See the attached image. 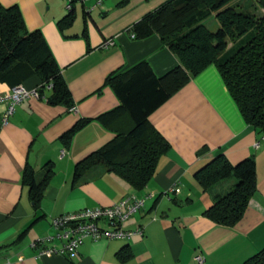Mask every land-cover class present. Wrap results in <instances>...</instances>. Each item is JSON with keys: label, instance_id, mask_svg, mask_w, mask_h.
<instances>
[{"label": "crops", "instance_id": "1", "mask_svg": "<svg viewBox=\"0 0 264 264\" xmlns=\"http://www.w3.org/2000/svg\"><path fill=\"white\" fill-rule=\"evenodd\" d=\"M97 1H74L71 25L60 27L69 13L65 0H0L5 8H20L29 31H40L75 108L49 105L51 90L46 87L41 99L17 105L4 124L10 102L0 103V264H198L196 256L204 259L202 264H242L264 249V134L245 124L214 66L149 115V123L170 148L144 189H132L99 165L74 181L79 161L133 127L126 111L106 124L98 120L120 105L112 89L104 86L106 78L141 62L157 78L178 65L157 35L135 39L131 32L134 24L170 0ZM107 41L112 46L102 49ZM22 85L39 90L41 80L32 77ZM11 90L0 81V95ZM81 121L86 123L64 141L63 135ZM219 155L232 165L252 157L256 165V193L231 228L214 224L203 213L233 188L235 180L204 192L194 178ZM48 167L52 175L36 207L25 171L32 170L35 181L41 182ZM132 195L144 204L124 228H142V236L88 239L67 256L40 255V249L32 247L54 234L52 219L111 207ZM53 245L59 248L60 243Z\"/></svg>", "mask_w": 264, "mask_h": 264}, {"label": "trees", "instance_id": "2", "mask_svg": "<svg viewBox=\"0 0 264 264\" xmlns=\"http://www.w3.org/2000/svg\"><path fill=\"white\" fill-rule=\"evenodd\" d=\"M232 1L170 0L132 26L135 39L157 35L178 65L157 78L148 64L141 62L106 78L104 86L112 89L120 105L98 120L106 124L126 111L133 127L126 135L79 161L74 167V181L99 165L132 189H144L153 178L160 157L170 148L149 123V115L209 66L217 69L245 124L264 134V15L256 17L237 11L227 6ZM257 2L264 8V0ZM212 15L219 24L214 33L202 24ZM72 21L71 10L59 26L68 27ZM32 77L41 80L40 99L48 87L49 105L72 107L70 92L40 31L28 30L18 6L5 8L0 4V81L13 88ZM85 123H77L63 135V140H68ZM51 175L48 167L42 181L36 182L33 171H25V182L36 207ZM194 178L204 192L228 179L235 180L233 188L203 213L222 227H234L256 193V165L252 157L232 165L224 155H219L198 170ZM242 264H264V249Z\"/></svg>", "mask_w": 264, "mask_h": 264}, {"label": "built area", "instance_id": "3", "mask_svg": "<svg viewBox=\"0 0 264 264\" xmlns=\"http://www.w3.org/2000/svg\"><path fill=\"white\" fill-rule=\"evenodd\" d=\"M65 1L66 10L70 12L74 1L83 2L84 0ZM100 2L101 0H98L97 4H100ZM112 44L111 41H107L101 48L107 49ZM28 99H40L39 90H28L23 85H18L12 88L11 93L0 95V103L10 102L7 111L3 115V123H8V119L13 115L15 107ZM74 110V107L70 108V111ZM174 192L178 193L179 190L176 189ZM143 204V199L132 195L111 207L84 209L77 213L61 215L51 221L54 234L36 240L32 247L39 248L40 255L52 253L67 256L76 253L88 239L92 241L100 239L129 240L134 235L142 236L144 233L142 228L129 231L124 228V225L143 207ZM55 241L60 243L59 248L53 245ZM203 260L201 256L195 257V261L198 264H202Z\"/></svg>", "mask_w": 264, "mask_h": 264}, {"label": "rangeland", "instance_id": "4", "mask_svg": "<svg viewBox=\"0 0 264 264\" xmlns=\"http://www.w3.org/2000/svg\"><path fill=\"white\" fill-rule=\"evenodd\" d=\"M227 6L235 8L237 11L251 13L256 17L264 15V8L259 5L257 0H234ZM202 24L213 33L219 28V24L213 15L202 21Z\"/></svg>", "mask_w": 264, "mask_h": 264}]
</instances>
